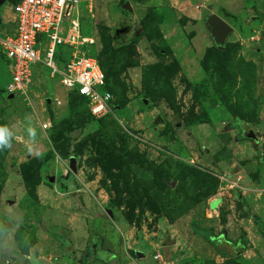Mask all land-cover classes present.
Masks as SVG:
<instances>
[{
	"label": "rangeland",
	"instance_id": "rangeland-1",
	"mask_svg": "<svg viewBox=\"0 0 264 264\" xmlns=\"http://www.w3.org/2000/svg\"><path fill=\"white\" fill-rule=\"evenodd\" d=\"M126 1L132 13L122 12ZM141 1L93 0L83 10L90 40L81 53L108 63L116 51L109 77L122 106L102 119L48 71L36 70L30 100L9 97L0 50V125L13 139L0 151V264L116 261L107 249L127 241L137 251L126 258L141 251L148 264H234L239 255L248 260L240 264H264V0ZM211 14L235 29L223 48L206 25ZM123 21L133 27L117 38ZM32 128L40 155L28 151ZM249 129L258 141L245 138ZM216 194L225 201L209 203L218 215L200 204Z\"/></svg>",
	"mask_w": 264,
	"mask_h": 264
},
{
	"label": "built area",
	"instance_id": "built-area-1",
	"mask_svg": "<svg viewBox=\"0 0 264 264\" xmlns=\"http://www.w3.org/2000/svg\"><path fill=\"white\" fill-rule=\"evenodd\" d=\"M92 2L18 0L13 4L14 27L0 30V50L8 59L10 79L5 92L9 97L30 100L36 70H43L52 79L58 78L68 93L77 91L87 98L93 117L113 112L114 97L105 89V71L97 58L81 53L90 40L82 34L81 17ZM41 125L48 128L51 124L44 121Z\"/></svg>",
	"mask_w": 264,
	"mask_h": 264
},
{
	"label": "water",
	"instance_id": "water-1",
	"mask_svg": "<svg viewBox=\"0 0 264 264\" xmlns=\"http://www.w3.org/2000/svg\"><path fill=\"white\" fill-rule=\"evenodd\" d=\"M7 1L8 0H0V27L3 25L1 8ZM121 10L124 13L125 12L132 13L133 8L131 6V3L129 1L124 2L122 4ZM205 21H206V25L209 27L210 32L212 34V39H213L214 44L218 47L225 46L228 42V38L230 37V35L235 30L234 27L218 14L208 15L206 17ZM132 27H133L132 22H124V21L121 22L120 24H118V26L115 29L116 37L119 38L121 35L130 31L132 29ZM258 49H259V47H258ZM158 119H161V118H158ZM179 124H180V118H178V124L177 125H179ZM245 138L250 139V140H255V141L259 140L257 133L253 129H249L248 131H246ZM263 159H264V156H263ZM70 168H71L72 172L77 171L76 159L74 157H72L70 159ZM50 180L54 181L55 177L54 176L50 177ZM109 211L112 213L111 210H109ZM171 244H174V240H172L170 237H168L165 240L164 245H171ZM139 255L143 256V254H141V253Z\"/></svg>",
	"mask_w": 264,
	"mask_h": 264
},
{
	"label": "trees",
	"instance_id": "trees-1",
	"mask_svg": "<svg viewBox=\"0 0 264 264\" xmlns=\"http://www.w3.org/2000/svg\"><path fill=\"white\" fill-rule=\"evenodd\" d=\"M18 0H15V3L17 2ZM102 39H103V44H104V52L107 54L109 51H110V47H111V45H110V43H108V41H107V38L103 35V37H102ZM120 47V46H119ZM220 48H223V47H220ZM120 50H121V48H120ZM116 51H112L111 52V56H109L108 58H109V61H111V62H106L103 58H101L100 56H98V60H99V62H100V64H101V66H102V68H103V70L105 71V73H106V86H105V89L106 90H108V91H110L111 92V82H110V77H112V76H116V69H117V67H116V62H115V58H116ZM160 70V69H159ZM110 76V77H109ZM71 94H73V96H74V98L76 99V100H80L83 104H85V106L87 107V109H88V99L87 98H85L84 96H82V95H80L77 91H73V92H71ZM122 105L119 103V102H114L113 103V109H117V108H120ZM171 108H173L174 110L176 109V111H179V109L178 108H176L173 104H172V106H171ZM88 112H89V114L92 116V114L90 113V111L88 110ZM180 112V111H179ZM108 116V115H107ZM93 117V116H92ZM106 117V116H105ZM93 118H95V117H93ZM104 118V117H103ZM95 119H97V118H95ZM100 119H102V118H100ZM205 119H207V118H203L202 116H199L198 118H197V120H199L198 122H206V120ZM239 119V121H246V119H244V118H241V117H239V116H236V120H238ZM83 151V149L79 146H77V148H76V154H80L81 152ZM63 154H64V157H67V153L66 152H63ZM160 173H159V177L160 176H162V175H165L164 177L165 178H167L168 176H167V172H165L163 169H161V171H159ZM158 177V176H157ZM161 182V181H160ZM161 183H163V182H161ZM164 185H166V184H164ZM166 186H168V185H166ZM200 204L201 205H205L206 206V200H205V198H204V196H201L200 197ZM111 207H114V206H116V203L115 204H111L110 205ZM154 210V209H153ZM159 211H163V210H160V209H158ZM165 214L170 218V220L172 221V216L169 214V212L168 211H165ZM192 228H193V230H194V232H196V233H198V234H201V235H203V234H205L204 232L205 231H200V229H199V224L198 223H196V221H194L193 223H192ZM206 235V234H205ZM57 238H59L60 239V241H64V240H68V238H65L64 240L62 239L63 237L62 236H59V235H57L56 236ZM62 237V238H61ZM69 241V240H68ZM63 245V244H62ZM64 246V245H63ZM239 260H243L244 262H246L247 260H246V258H244L242 255H239V256H235V258H233V262H234V264H240L239 263ZM247 263V262H246Z\"/></svg>",
	"mask_w": 264,
	"mask_h": 264
},
{
	"label": "crops",
	"instance_id": "crops-1",
	"mask_svg": "<svg viewBox=\"0 0 264 264\" xmlns=\"http://www.w3.org/2000/svg\"><path fill=\"white\" fill-rule=\"evenodd\" d=\"M151 2V0H142L141 1V3L143 4V5H149V3ZM2 14V13H1ZM219 15V14H218ZM2 20H3V23H4V25H5V27L4 28H7V30H9V31H11L12 29H13V27H14V20H15V14H14V12H13V10H12V8H11V11L10 12H8V11H6V12H4L3 14H2ZM247 165V164H246ZM242 169V168H241ZM254 172V171H253ZM253 172H251L250 170L249 171H246V173H253ZM244 187V186H243ZM247 188V187H246ZM245 188V189H246ZM247 190V189H246ZM216 197H219L220 199H221V201H222V203H221V207L223 206V204H224V198L222 197V196H220L219 194H216V195H213V196H211L210 198H208V200L206 201V206H208V212L209 213H211V214H215V215H218V212L219 211H211L210 210V208H209V203H212L213 202V200L216 198ZM104 202L103 201H101V204H103ZM101 215H102V212H99V214L98 215H96L95 217H97V218H99V217H101ZM132 230L133 229H131V231L129 230L128 231V233L129 234H132ZM182 231V230H181ZM180 231V232H181ZM247 231V230H246ZM182 233V232H181ZM196 233V232H195ZM127 234V233H126ZM196 234H198V233H196ZM168 238V237H167ZM166 240V239H165ZM173 240V239H172ZM186 242H188V240H185ZM101 242V241H100ZM165 242V241H164ZM71 243V242H70ZM99 243V242H98ZM98 243H95V246H94V252L95 251H97V249H98V247H97V244ZM181 244H183L184 242L183 241H181L180 242ZM79 247H77L76 249H78V248H83V249H86L85 247H80V242L78 241L77 243H76ZM118 244V243H117ZM174 244H175V241H174ZM171 245H173V244H171ZM116 247H117V249H118V251H114L113 249H107L110 253H112V255L113 256H115V257H118V259L115 261L112 257L111 258H105L106 259V262H104V261H100V258H98V257H96V258H94L93 260H89L88 261V263L87 264H111V263H115L116 264V262L118 263V264H143L144 262L143 261H141L142 259H145V260H147V254L145 255L143 252H141V251H138V252H136L137 253V259L135 260L134 258H131V259H127L126 258V255H124L126 252H128V254H129V250L130 251H137V250H135L136 249V247L134 248V246H132V244L129 242V241H127L125 244H118V245H115ZM165 246H169V245H165ZM88 249H89V246H88ZM104 249H106V248H104ZM141 253V254H143V256L142 255H139V254ZM247 259V258H246ZM155 263L156 264H161L160 262H161V260L160 261H157L156 259H155ZM248 261V260H247ZM144 264H148L147 262L146 263H144ZM255 264H257V262L255 263Z\"/></svg>",
	"mask_w": 264,
	"mask_h": 264
},
{
	"label": "clouds",
	"instance_id": "clouds-1",
	"mask_svg": "<svg viewBox=\"0 0 264 264\" xmlns=\"http://www.w3.org/2000/svg\"><path fill=\"white\" fill-rule=\"evenodd\" d=\"M35 129L32 128L29 130V136L33 140V144L29 145L28 151L30 153H34L35 155H40L38 151L35 150L34 144H35ZM12 142L13 139L11 137V134L9 132V127L7 125H0V151H3L5 149H11L12 148Z\"/></svg>",
	"mask_w": 264,
	"mask_h": 264
},
{
	"label": "flooded vegetation",
	"instance_id": "flooded-vegetation-1",
	"mask_svg": "<svg viewBox=\"0 0 264 264\" xmlns=\"http://www.w3.org/2000/svg\"><path fill=\"white\" fill-rule=\"evenodd\" d=\"M121 36H122V35H121ZM121 36H120V37H121ZM120 37H119V38H120ZM89 249H90V246H89Z\"/></svg>",
	"mask_w": 264,
	"mask_h": 264
}]
</instances>
